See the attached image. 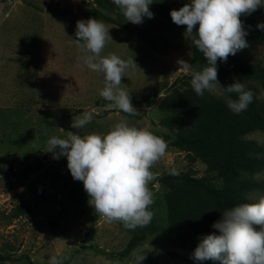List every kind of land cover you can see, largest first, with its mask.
<instances>
[{
  "label": "rangeland",
  "instance_id": "obj_1",
  "mask_svg": "<svg viewBox=\"0 0 264 264\" xmlns=\"http://www.w3.org/2000/svg\"><path fill=\"white\" fill-rule=\"evenodd\" d=\"M187 3L153 0L154 18L135 25L111 0H0V264H49L53 256L62 264H134L131 253L137 246L147 255L142 264H198L191 258L195 249L157 239L180 232L199 241L219 235L213 224L223 211L264 196V167L246 164L264 162V89L259 83L242 82L253 88L258 123L247 109L201 113L206 128L194 134L180 125L184 110L193 106L194 89L192 78H181L191 73L180 70L178 61L192 62L195 29L186 33L170 12ZM90 18L105 23L114 41L102 56L114 53L137 64L122 78L137 115L108 109L100 96L104 74L78 60L84 53L73 41L76 24ZM240 19L264 24V7ZM246 40L249 47L230 58L263 68L264 38ZM85 112L93 120L73 128ZM122 120L168 145L151 169L156 174L149 184L153 219L135 230L101 220L83 182L68 170L67 158L57 160L46 152L54 136L66 138L68 131L104 135ZM194 136L205 142L197 149L185 147L184 139ZM9 139L15 145L12 153L6 152ZM232 158L238 160L236 176L225 181L218 173ZM173 170L179 174H170Z\"/></svg>",
  "mask_w": 264,
  "mask_h": 264
},
{
  "label": "clouds",
  "instance_id": "obj_2",
  "mask_svg": "<svg viewBox=\"0 0 264 264\" xmlns=\"http://www.w3.org/2000/svg\"><path fill=\"white\" fill-rule=\"evenodd\" d=\"M111 3L135 25L142 24L145 17L154 18L150 11L153 0H111ZM262 7L264 0H190L179 10L170 12L173 23L186 26L188 34L199 26L195 31L198 38L193 43L207 61L206 67L196 70L191 63L179 60L180 70L191 73V87L198 96L203 97L207 91L223 97L235 114L247 110L254 94L239 79L227 87L222 86L218 80L217 61L227 62L230 55L235 56L249 47L246 40L249 33L240 17ZM257 27L264 31V24ZM75 37L74 43L84 53L78 60L105 76L100 96L109 102L106 107L129 115L139 114L133 107L132 95L122 84L127 71L135 69L137 64L114 53L101 55L106 45L114 42L107 25L94 18L79 20ZM233 93L237 94V99L231 98ZM92 120L93 114L85 112L71 126L81 129ZM66 133V138H50L46 152L52 153L57 160L61 156L67 158L68 170L74 180L83 182L95 214L105 223L119 222L130 230L149 225L154 216L150 210L154 193L149 184L156 178L151 169L165 156L167 142L147 129L130 126L126 120L116 123L104 135ZM170 174L179 173L173 170ZM255 226H261V230H256ZM213 228L220 234L204 237L192 253L191 258L198 264L205 261L264 264V196L259 197L258 202L223 211L222 220L215 222ZM131 256L134 264H142L147 258L141 246H137ZM49 264H62V260L53 256Z\"/></svg>",
  "mask_w": 264,
  "mask_h": 264
},
{
  "label": "trees",
  "instance_id": "obj_3",
  "mask_svg": "<svg viewBox=\"0 0 264 264\" xmlns=\"http://www.w3.org/2000/svg\"><path fill=\"white\" fill-rule=\"evenodd\" d=\"M244 24L245 30L249 33L247 38H264V31H261L257 26H252L247 21H242ZM198 25L195 29L198 30ZM198 38L195 32L194 40ZM191 64L196 70H202L204 67L207 66V61L204 58L203 54L193 46V57ZM217 68H218V80L220 84L231 85L235 82L236 79H239L241 82L243 81H250V82H257L261 85L264 89V67H246L241 65L238 62H235L230 58L227 59V62H222L220 60L217 61ZM192 78L191 75L183 76L181 78ZM248 90H252L253 88L251 85L246 84ZM190 93L193 94V106L191 108L185 109V119L180 121V125L184 127L186 132H193L198 133L199 131H205L206 126L202 124L200 121L201 113H211L215 111L217 114H225L230 115V108L226 105L223 97L212 96L207 93H204L203 97L198 96L195 91H191ZM189 95L185 94L184 96ZM232 99H237V94H231ZM191 97V96H190ZM250 118L255 120V122H259L260 115L256 111L254 101L248 106ZM180 112V111H179ZM185 147L190 149H197L202 146L205 142L203 137L194 136L192 139L185 138L183 141ZM237 158H232L229 160V163L223 168V170L218 173V177L224 178L225 181L231 180L234 176H236V170L233 167L235 163H237ZM248 166H251L252 163L260 164L261 167H264V162L259 160H248L246 161ZM239 166V165H238ZM241 166V165H240ZM258 187V185H254ZM220 198H222V194H217ZM223 217L218 218L217 220H222ZM158 243L160 244H177L180 246H187L189 248L195 249L197 245L201 242L197 239H192L187 236V234L180 232L175 233L172 235L163 236L157 239Z\"/></svg>",
  "mask_w": 264,
  "mask_h": 264
},
{
  "label": "crops",
  "instance_id": "obj_4",
  "mask_svg": "<svg viewBox=\"0 0 264 264\" xmlns=\"http://www.w3.org/2000/svg\"><path fill=\"white\" fill-rule=\"evenodd\" d=\"M10 140V139H9ZM15 146V145H14ZM13 143H12V141L10 140V142H9V148H10V150H6V152H9V153H12L13 152Z\"/></svg>",
  "mask_w": 264,
  "mask_h": 264
}]
</instances>
